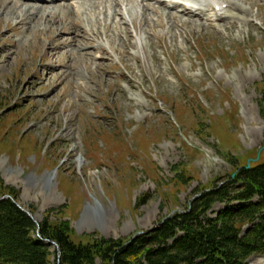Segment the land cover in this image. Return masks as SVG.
Here are the masks:
<instances>
[{
  "label": "rangeland",
  "instance_id": "obj_1",
  "mask_svg": "<svg viewBox=\"0 0 264 264\" xmlns=\"http://www.w3.org/2000/svg\"><path fill=\"white\" fill-rule=\"evenodd\" d=\"M120 1L0 5V176L76 243H130L264 162V0Z\"/></svg>",
  "mask_w": 264,
  "mask_h": 264
},
{
  "label": "trees",
  "instance_id": "obj_2",
  "mask_svg": "<svg viewBox=\"0 0 264 264\" xmlns=\"http://www.w3.org/2000/svg\"><path fill=\"white\" fill-rule=\"evenodd\" d=\"M4 183L0 176V198L18 201V192ZM217 205L222 208L212 213ZM37 231L13 200H0V264H248L252 256H264V162L239 168L234 178L204 191L189 211L129 244L105 238L76 243L67 224L49 219L40 224L42 239ZM43 240L58 244V262Z\"/></svg>",
  "mask_w": 264,
  "mask_h": 264
},
{
  "label": "bare ground",
  "instance_id": "obj_3",
  "mask_svg": "<svg viewBox=\"0 0 264 264\" xmlns=\"http://www.w3.org/2000/svg\"><path fill=\"white\" fill-rule=\"evenodd\" d=\"M17 1H19V3L17 4ZM55 0H52V2H54ZM90 1V0H89ZM145 1V0H144ZM151 1V0H150ZM157 2H159V0H155ZM115 2V5L117 7H121V1L120 0H114ZM38 3H41L40 5ZM126 3V2H125ZM145 3V2H143ZM162 5L165 6V8H170V6L166 5L164 2H161ZM4 4V8L7 12V14H10V13H17V20L19 21L18 23L19 24H22L24 21L26 20H29V19H33L34 17L36 18V21H46L47 22V19L50 20L49 18L51 17H54L52 15H49L45 12H43V14L41 13L42 10L46 9V8H49L50 6L48 5H52V4H46V0H0V5ZM123 4V3H122ZM24 5V6H23ZM34 5H39L40 7H35ZM70 4H66V6H58V5H55L54 7L55 8H60V9H71ZM144 5V4H143ZM146 8H150L151 4L147 3L146 5ZM233 6V5H231ZM159 7V6H158ZM179 7V5L175 4V6L173 7V9H177ZM155 8V7H154ZM231 8V7H230ZM237 9V8H236ZM155 11H157V9L155 8L154 9ZM189 11H192L190 9H188ZM13 11V12H12ZM206 11V10H205ZM207 11H210V12H213V8L212 6H209L208 7V10ZM182 13L184 15H187V16H190V17H194V16H191L189 14V12L187 11V9H183ZM193 13V11H192ZM13 14V15H14ZM63 14V13H62ZM177 15L176 13H172L171 12V15ZM193 15H195L193 13ZM15 16V15H14ZM196 16H200V15H196ZM220 16V15H219ZM55 17H56V14H55ZM123 17V16H122ZM173 17V16H172ZM218 17V16H217ZM34 18V19H35ZM57 18V17H56ZM201 19V18H199ZM222 19V18H221ZM225 19V18H224ZM55 20V18L53 19L52 18V21ZM58 20L61 22L62 21V17L58 18ZM220 20V19H219ZM57 21V20H56ZM210 21V20H209ZM68 21L66 20V26L70 25L69 22L67 23ZM28 23V22H27ZM54 23V22H53ZM62 23V22H61ZM35 24V23H34ZM18 25V24H17ZM63 25V24H62ZM74 26V25H73ZM32 27V26H31ZM34 27V25H33ZM81 28V27H80ZM30 29V28H28ZM72 31L69 32V34H77L78 35V30L75 31L73 28L71 29ZM75 32H74V31ZM81 30V29H80ZM85 29H83L82 33H84L85 35H87L86 31H84ZM121 32H125V33H128V28L126 27V29H123ZM129 34V33H128ZM76 39V38H74ZM74 41V40H73ZM93 40L90 39V42H92ZM76 42V41H74ZM83 44V43H82ZM80 45V43H79ZM101 50H103V47H100Z\"/></svg>",
  "mask_w": 264,
  "mask_h": 264
},
{
  "label": "water",
  "instance_id": "obj_4",
  "mask_svg": "<svg viewBox=\"0 0 264 264\" xmlns=\"http://www.w3.org/2000/svg\"><path fill=\"white\" fill-rule=\"evenodd\" d=\"M249 167H250V165L248 164V165H247V168H249ZM48 243H49V244H52V242H48Z\"/></svg>",
  "mask_w": 264,
  "mask_h": 264
}]
</instances>
